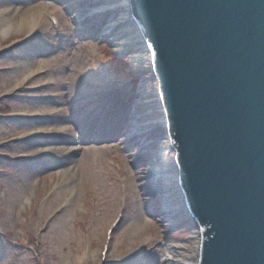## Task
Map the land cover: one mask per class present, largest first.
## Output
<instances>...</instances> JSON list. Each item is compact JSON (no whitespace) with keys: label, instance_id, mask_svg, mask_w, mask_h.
I'll return each instance as SVG.
<instances>
[{"label":"rangeland","instance_id":"rangeland-1","mask_svg":"<svg viewBox=\"0 0 264 264\" xmlns=\"http://www.w3.org/2000/svg\"><path fill=\"white\" fill-rule=\"evenodd\" d=\"M76 1L0 0V22L12 23L0 30V264L147 261L155 246L185 242L194 231L181 212L167 221L164 191L146 179L150 158L134 159L138 144L126 141L129 123L102 137L116 121L105 100L114 95L130 119L140 75L97 31H75ZM96 118V140L80 141L74 122Z\"/></svg>","mask_w":264,"mask_h":264},{"label":"water","instance_id":"water-1","mask_svg":"<svg viewBox=\"0 0 264 264\" xmlns=\"http://www.w3.org/2000/svg\"><path fill=\"white\" fill-rule=\"evenodd\" d=\"M148 44L197 264H264V0H128Z\"/></svg>","mask_w":264,"mask_h":264},{"label":"bare ground","instance_id":"bare-ground-1","mask_svg":"<svg viewBox=\"0 0 264 264\" xmlns=\"http://www.w3.org/2000/svg\"><path fill=\"white\" fill-rule=\"evenodd\" d=\"M75 6L77 10L70 12L75 21V31L80 34L97 31L98 38L109 41L113 51L127 55L133 69L140 75L141 88L137 92L135 105L130 110V119H125L122 116L124 106L118 104L119 102L114 95L111 94L110 100H105L110 111L113 110L116 114V121L114 127L103 129L102 137H107V135L112 134L111 132L115 133L118 127L126 122L129 123L131 133L126 141L133 140L138 144L139 149L132 155L134 159H138L142 155L150 158V167L146 179L151 187L156 186L164 191L161 204L166 208L167 221L173 224V216L177 212H181L180 217H185L186 220L192 222L194 228L192 236L188 237L185 242L177 243V245L166 242L160 249L155 246L152 253L148 251L150 255H148L147 261L136 256L130 263L120 260L117 264H197L201 244L200 227L188 211L187 202L179 187L176 160L170 146V137L166 134L168 128L160 100L158 82L154 76L153 60H151L146 39L143 38L140 28L131 16L128 0H77ZM34 17L35 15H30L28 19L26 18V24L34 26ZM61 21L63 22L62 18ZM19 23L25 25L24 21H19ZM11 24V21L6 20V18L0 22L2 34L6 33L4 32L5 28ZM32 25L29 28L30 32L34 31ZM76 72V69L72 70L69 82H72ZM23 81L18 80L15 87L18 88ZM107 92L100 94L103 99L108 97ZM69 96L71 97V95ZM74 96H78V94H74ZM62 112H67V108H64ZM85 121L86 119H77L74 122L80 135V141L96 140L94 133L102 120L96 118L94 121L90 120L86 123ZM103 124L106 125V123ZM64 131L69 132L70 130L65 129ZM161 139L164 140L162 143L165 145L160 146ZM157 207V205L154 206L153 212L158 211ZM140 222L144 223L146 228L159 226L152 220L141 219ZM88 257H94V254L90 253Z\"/></svg>","mask_w":264,"mask_h":264}]
</instances>
